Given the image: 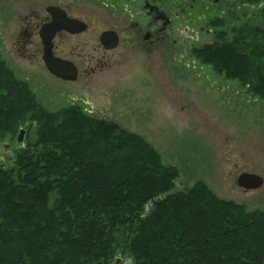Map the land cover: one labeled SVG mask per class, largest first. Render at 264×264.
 <instances>
[{"label": "rangeland", "instance_id": "rangeland-1", "mask_svg": "<svg viewBox=\"0 0 264 264\" xmlns=\"http://www.w3.org/2000/svg\"><path fill=\"white\" fill-rule=\"evenodd\" d=\"M195 1V8L173 17L151 57L143 50L129 51V58L89 75L80 60L81 72L70 82L48 73L28 53L23 43L30 38H25L27 26L56 6L90 18L93 27L105 23L118 28L129 0H0V70L18 84L10 86L9 101H0L1 110L12 117L9 125L0 126V167H13L20 129H26L25 147L35 141L37 126L61 122L78 134L83 125L77 115L97 118L116 127L108 131V143L121 148L113 156L127 166L146 159L140 143L147 144L161 165L175 170L174 189L200 181L218 198L249 211L264 209V95L249 87V79H240L228 67L213 69L197 56L219 30L231 39L233 30L264 25V0H210L202 6ZM162 3L176 7L172 0ZM219 16V23H209ZM82 32L70 34L68 46L62 47L81 53ZM8 102L12 105L4 109ZM19 109L24 118L13 115ZM240 173L259 175L261 186H237ZM116 260L111 264H130L126 256Z\"/></svg>", "mask_w": 264, "mask_h": 264}, {"label": "trees", "instance_id": "trees-1", "mask_svg": "<svg viewBox=\"0 0 264 264\" xmlns=\"http://www.w3.org/2000/svg\"><path fill=\"white\" fill-rule=\"evenodd\" d=\"M236 30L231 39L219 30L197 56L264 95V25ZM0 77V101H9L18 84L5 71ZM0 113V126L9 125L11 113ZM77 117L83 133L61 122L37 126L35 141L16 147L13 167H0V264H111L119 256L130 264H264V209L218 198L200 181L174 189L175 170L147 144L146 159L129 168L108 143L112 123Z\"/></svg>", "mask_w": 264, "mask_h": 264}, {"label": "flooded vegetation", "instance_id": "flooded-vegetation-1", "mask_svg": "<svg viewBox=\"0 0 264 264\" xmlns=\"http://www.w3.org/2000/svg\"><path fill=\"white\" fill-rule=\"evenodd\" d=\"M172 1L176 6L174 10L162 3V0H129L128 4L122 5L126 17L125 19H120L118 28L105 23H103L104 26L101 28L93 27L90 18L74 16L63 9L69 18L85 24L86 27L82 35L79 34L84 46L80 48L81 53L73 52L69 47L65 50L62 46L68 43L70 34L60 31L50 41V54L55 59L72 62L77 69V74L81 72L78 66L80 60H82L86 67V75L100 72L104 68H111L112 65L119 64L129 58L127 54L129 51L143 50L151 57L153 48L160 42H164L166 29L171 25L173 17L183 13L185 8L196 7L195 0ZM199 1H201L199 5L202 6L210 0ZM44 11V15L36 17L27 26L25 38H30L27 41H23L29 46L28 53L43 67L47 54L42 36L44 32L48 31L54 18L60 17L58 13L52 14L46 10ZM220 18L222 19V16L208 20L209 23L217 24ZM185 31H187V28H185Z\"/></svg>", "mask_w": 264, "mask_h": 264}, {"label": "water", "instance_id": "water-1", "mask_svg": "<svg viewBox=\"0 0 264 264\" xmlns=\"http://www.w3.org/2000/svg\"><path fill=\"white\" fill-rule=\"evenodd\" d=\"M49 13H58L60 17H55L52 24L48 28V31L44 32L42 39L45 44V52L47 57H45V69L53 75L54 77L73 82L77 79V69L72 62L61 61L55 59L50 54V41L57 32L63 31L69 34H77L85 29V24L76 19L69 18L65 11L56 6H50L45 9ZM24 129L19 130V134L16 137V147H21L23 145ZM237 186L249 190L256 189L261 186L262 178L254 173H240L236 178ZM115 260L114 263H116Z\"/></svg>", "mask_w": 264, "mask_h": 264}]
</instances>
